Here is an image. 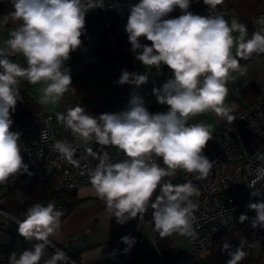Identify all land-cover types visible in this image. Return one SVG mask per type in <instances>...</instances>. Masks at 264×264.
<instances>
[{
	"label": "clouds",
	"instance_id": "obj_1",
	"mask_svg": "<svg viewBox=\"0 0 264 264\" xmlns=\"http://www.w3.org/2000/svg\"><path fill=\"white\" fill-rule=\"evenodd\" d=\"M191 2L139 0L131 6L125 26L136 60L149 69H159L163 64L172 72L162 87L152 89L157 102L169 106L167 112L150 113L143 98L133 92L125 110L118 113L94 116L79 104L56 113L57 122L70 129L80 145H111L124 154L122 160L113 162L107 151L97 153L86 147L85 151L97 161L88 169L90 184L119 224L142 216L152 201L154 228L161 237L192 231L193 210L198 207L192 198L200 195L191 180L173 185L170 180L162 183L164 178L174 177L182 170L200 180L213 167V161L204 155L211 132L204 123L189 124V118L211 111L232 123L235 117L225 103L226 84L232 72L245 71L237 57L247 59L253 53H264V17L258 19L261 30L249 38L247 25L235 18L229 23L222 13L215 11L224 0H203L210 9L208 15L191 12ZM97 7H103V0H12L13 11L0 20V25L10 20L20 22L5 41L6 46L0 47V184L16 174L32 175L21 155V134L11 130L10 112H15L17 101L22 99L18 81H44L38 102L59 103L72 85L65 63L82 44L86 13ZM176 8L181 15L165 18ZM141 38L151 43H142ZM17 55L24 57L26 65L11 58ZM148 79L147 71L138 74L123 70L116 83L139 88ZM46 138L47 133L43 132L41 139ZM53 148L62 158L78 163L73 160V144L56 141ZM258 157L264 161V154ZM256 175L257 179L264 178V165L256 169ZM254 183L249 187L254 189ZM158 188L159 194L153 201ZM252 195L260 194L253 191ZM248 207L256 212L252 227L264 228V202L249 203ZM62 215L54 202L28 207L24 218L16 220L17 231L26 240L38 243L19 256L11 253L9 264H40L45 248L51 244L50 237L61 227ZM248 219L245 214L239 217L241 223ZM121 242L127 245V253L135 238L124 236ZM229 248L225 242L223 250ZM246 255L242 242L234 252H229L227 264H239ZM66 261V253L56 249L44 264Z\"/></svg>",
	"mask_w": 264,
	"mask_h": 264
},
{
	"label": "built area",
	"instance_id": "obj_2",
	"mask_svg": "<svg viewBox=\"0 0 264 264\" xmlns=\"http://www.w3.org/2000/svg\"><path fill=\"white\" fill-rule=\"evenodd\" d=\"M132 1L103 0V7L90 9L86 13L85 31L81 36L82 44L77 49L83 63L103 59L114 67H122L135 58L125 31ZM189 10L194 14L208 15L210 9L203 0H192ZM215 11L228 13L223 3L217 5ZM87 14L94 21L97 36L91 32ZM179 15L181 11L176 8L165 18H175ZM260 17H264V13H259L255 18L257 31L261 30L258 24ZM141 42L151 43L145 38H141ZM11 58L26 65L21 55ZM18 84L27 85V89L30 90V83L26 80L21 79ZM240 90L239 86L235 87L236 92ZM69 102L68 94H64L57 112L34 117L18 126L13 122L11 126L12 131L21 134V155L29 166V172L42 181L53 176L54 191L62 193H73L91 185L88 169L94 167L97 161L85 151L86 147H91L97 153L103 151L109 153L105 146L94 142L87 146L80 145L71 130L57 122L56 113L66 112L70 107ZM145 107L152 114L158 113L156 102L153 100ZM231 115L235 117L234 121L229 123L225 119L219 124L205 154L210 161H213L209 174L203 179L196 180L193 174L184 172L179 178L170 182L179 185L191 180L199 188L200 195L192 198L198 205L193 210L195 219L192 221V231L184 234L192 244L194 253L212 248L223 234L237 227L247 234L250 243L260 245L261 252L256 264H264V228L252 227L256 212L248 207L249 203L264 202V178L257 179L256 175V169L264 165V161L258 157V154H264V93L252 102L239 106ZM43 132L47 133L46 139H41ZM56 141L73 144L76 147L73 160L78 163H71L62 158L53 148ZM110 156L113 162H119L124 158L123 153L117 157L111 154ZM23 174H16L7 183L0 184V189L13 186ZM166 181L169 180L164 179L162 183ZM254 181L253 189L249 185H253ZM253 191L260 195L253 196ZM158 194L159 188L156 191V195ZM152 211L151 205L148 204L146 212L136 218L138 227L145 223L146 215L154 226ZM231 212L236 213V224L233 223ZM242 214L249 217L243 223L239 220ZM151 237L154 240L153 234ZM69 241L74 242L75 237H71ZM125 264H131L130 254Z\"/></svg>",
	"mask_w": 264,
	"mask_h": 264
},
{
	"label": "crops",
	"instance_id": "obj_3",
	"mask_svg": "<svg viewBox=\"0 0 264 264\" xmlns=\"http://www.w3.org/2000/svg\"><path fill=\"white\" fill-rule=\"evenodd\" d=\"M223 15L229 23L233 18L243 23L239 17L233 14L225 13ZM17 27L18 25L9 23L0 25V47L6 46L5 41L10 38L11 31ZM92 34L97 36L96 29ZM248 37H251L249 33ZM236 51L237 49L234 47L232 49L234 56ZM237 59H240L241 67L245 71L243 74L239 71L232 72L227 81L228 96L225 103L231 107V113L239 106L252 102L264 93V53H253L247 59L240 57ZM65 67L70 70L72 77V85H69V89L65 93L70 98V107L79 104L94 116L103 113H118L125 110L132 93L136 92L143 98L145 106L153 100L156 102L158 113L168 111L169 106L159 104L152 92L154 87H162L171 78L172 72L166 65L162 64L159 69L154 66L149 69L135 58L122 67H114L103 59L83 63L76 49L70 53V59L65 63ZM123 70L138 74H144L147 71L148 82L139 88H135L131 84H117L116 81ZM44 86L45 82L41 81L37 84H30V90H26L23 84H17L20 94L24 91L26 96L33 100V103L30 104L31 108H27L23 106L21 100H18L15 112H11L12 120L22 122L58 111L61 101L48 105H41L38 102L41 95L40 89ZM236 86H239L241 90L236 92ZM238 95L239 99L236 97ZM197 118L201 120L200 123L205 120L212 121V137L219 124L225 120L211 111L198 114L195 116V120ZM188 123L193 124L190 122V118ZM108 146L105 147L113 157L122 153L117 148V151H111ZM74 201L76 204L70 209L67 202L53 197L39 203L46 205L49 202H54L56 208L63 212L58 233L54 237H50L51 246L54 245L56 249L60 245L71 246L75 250L74 255L79 264H125L129 254L131 264H166L171 256V260H173V262L170 260L171 264H227L231 258L229 252H234L242 242L243 250L247 255L239 264H256L258 254H260L257 244L250 243L247 234L237 227L223 234L212 248L198 253H194L192 244L184 234L173 232L168 236L170 246V253H168L163 246H161V251V248L155 243V239H152L151 235L155 234L156 230L153 225L151 227L147 224L151 223L150 221H145L140 227L137 225L136 218L129 219L123 224L117 223L116 218L111 217L105 202L96 195L91 185L77 190ZM73 236L75 241L68 244L69 239ZM124 236L135 238V244L127 253L124 252L127 245L121 242V238ZM225 242L230 245L227 251L223 250Z\"/></svg>",
	"mask_w": 264,
	"mask_h": 264
},
{
	"label": "trees",
	"instance_id": "obj_4",
	"mask_svg": "<svg viewBox=\"0 0 264 264\" xmlns=\"http://www.w3.org/2000/svg\"><path fill=\"white\" fill-rule=\"evenodd\" d=\"M223 4L227 8L228 13L239 17L243 21V23L247 25L248 33L250 34V36L252 35V33L256 32L255 18L259 13H264V0H224ZM11 11H13L12 0H0V18H4ZM9 24L19 26L20 22H12L10 20ZM24 86L26 90H28L27 85ZM21 97L23 106L27 108L30 107V104L33 103V100L26 96L24 91L22 92ZM26 121H28V119L22 122L13 120V122L17 126L25 123ZM211 141L212 139L208 141L204 149V155L206 154ZM158 162H160L161 166H163L162 161ZM183 173L184 171L178 170L177 174L174 177H166L164 179L175 180L179 178ZM53 183V176L48 180L42 181L34 175L23 174L19 179H17V181L14 182L13 186L7 189H0V264H9L8 258L11 253L15 252L17 253V256H19V254L24 250L32 249L33 245L35 243H38V241L35 240H26L24 237L19 235L17 231L18 224L16 223V220H22L24 212L28 207L35 203L45 201L50 197L61 199L62 201L67 202V206L69 209L76 204V202L74 201L75 192H55ZM155 195L156 192L153 194V201ZM151 203L152 201L149 202L150 205ZM144 220L150 221L149 216L146 215ZM153 236L155 239V243L161 248V251V246H163L166 252L170 253L168 236L161 237L157 231L155 234H153ZM70 243L71 242L68 241V244ZM57 248L63 250V252L66 253V264H79L77 257L74 255V248L69 245H60L57 246ZM55 251L56 249H54V247H51L50 245L46 247L40 264H44V261L50 258L55 253ZM171 259L172 256L169 260H167L166 264H171L173 262V260Z\"/></svg>",
	"mask_w": 264,
	"mask_h": 264
},
{
	"label": "rangeland",
	"instance_id": "obj_5",
	"mask_svg": "<svg viewBox=\"0 0 264 264\" xmlns=\"http://www.w3.org/2000/svg\"><path fill=\"white\" fill-rule=\"evenodd\" d=\"M137 3H139V0H133L132 1V4L134 5V4H137ZM87 18H88V23H89V26H90V28H91V31L93 32V30H95V28H94V21L92 20V17L90 16V15H88L87 14ZM238 99H239V95L238 96H236ZM200 121L201 120H199L198 118L195 120V116L194 117H190V122L192 123L193 122V124H198V123H200ZM203 123L209 128V130H210V132H211V135H212V128H211V124H212V121H209V120H205V121H203ZM109 147V146H108ZM110 149H111V151H117V149L116 148H111V147H109ZM231 218H232V220H233V223L234 224H236V213H234V212H231ZM147 224H149L151 227H152V224L151 223H147ZM257 246L260 248L259 249V251L261 252V247H260V245L259 244H257ZM258 256H259V254H258Z\"/></svg>",
	"mask_w": 264,
	"mask_h": 264
},
{
	"label": "bare ground",
	"instance_id": "obj_6",
	"mask_svg": "<svg viewBox=\"0 0 264 264\" xmlns=\"http://www.w3.org/2000/svg\"><path fill=\"white\" fill-rule=\"evenodd\" d=\"M50 246H51V244H50ZM51 247H53V246H51ZM54 249H56V247H54Z\"/></svg>",
	"mask_w": 264,
	"mask_h": 264
},
{
	"label": "water",
	"instance_id": "obj_7",
	"mask_svg": "<svg viewBox=\"0 0 264 264\" xmlns=\"http://www.w3.org/2000/svg\"><path fill=\"white\" fill-rule=\"evenodd\" d=\"M53 247H55V246L53 245Z\"/></svg>",
	"mask_w": 264,
	"mask_h": 264
}]
</instances>
